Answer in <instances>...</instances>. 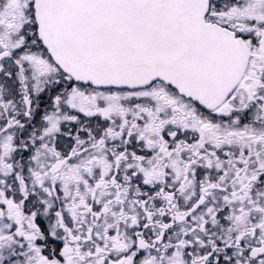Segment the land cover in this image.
I'll use <instances>...</instances> for the list:
<instances>
[{"label":"snow or ice","instance_id":"6c2138e0","mask_svg":"<svg viewBox=\"0 0 264 264\" xmlns=\"http://www.w3.org/2000/svg\"><path fill=\"white\" fill-rule=\"evenodd\" d=\"M0 264H264V0H0Z\"/></svg>","mask_w":264,"mask_h":264}]
</instances>
